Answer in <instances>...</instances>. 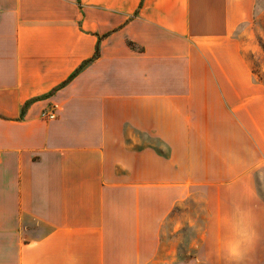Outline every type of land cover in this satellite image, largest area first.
Wrapping results in <instances>:
<instances>
[{
  "label": "crops",
  "instance_id": "obj_1",
  "mask_svg": "<svg viewBox=\"0 0 264 264\" xmlns=\"http://www.w3.org/2000/svg\"><path fill=\"white\" fill-rule=\"evenodd\" d=\"M258 2L0 0V264H161L194 193L207 236H264Z\"/></svg>",
  "mask_w": 264,
  "mask_h": 264
},
{
  "label": "rangeland",
  "instance_id": "obj_2",
  "mask_svg": "<svg viewBox=\"0 0 264 264\" xmlns=\"http://www.w3.org/2000/svg\"><path fill=\"white\" fill-rule=\"evenodd\" d=\"M237 39L244 47L245 61L258 86L255 92L264 94V0H259L253 20L240 28ZM211 194L208 205L216 207L221 193ZM204 198V194L194 193L163 219L161 264H264L263 235L237 245L206 235L202 228L207 205Z\"/></svg>",
  "mask_w": 264,
  "mask_h": 264
},
{
  "label": "trees",
  "instance_id": "obj_3",
  "mask_svg": "<svg viewBox=\"0 0 264 264\" xmlns=\"http://www.w3.org/2000/svg\"><path fill=\"white\" fill-rule=\"evenodd\" d=\"M130 46H133V44H131V43H128ZM97 56V47H96V49H95V54H94V56H93V59H94V57H96ZM73 77V75L69 78V80L71 79Z\"/></svg>",
  "mask_w": 264,
  "mask_h": 264
},
{
  "label": "built area",
  "instance_id": "obj_4",
  "mask_svg": "<svg viewBox=\"0 0 264 264\" xmlns=\"http://www.w3.org/2000/svg\"><path fill=\"white\" fill-rule=\"evenodd\" d=\"M48 118H49V119H54V115H53V114H50V115L48 116Z\"/></svg>",
  "mask_w": 264,
  "mask_h": 264
}]
</instances>
